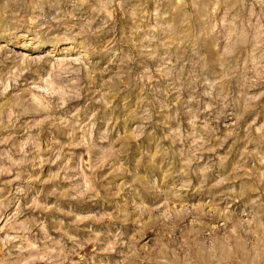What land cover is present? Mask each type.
Masks as SVG:
<instances>
[{
  "label": "rangeland",
  "instance_id": "374dc122",
  "mask_svg": "<svg viewBox=\"0 0 264 264\" xmlns=\"http://www.w3.org/2000/svg\"><path fill=\"white\" fill-rule=\"evenodd\" d=\"M0 264H264V0H0Z\"/></svg>",
  "mask_w": 264,
  "mask_h": 264
}]
</instances>
